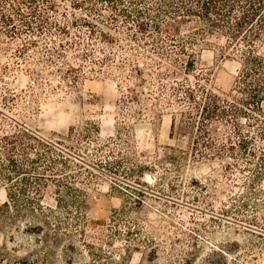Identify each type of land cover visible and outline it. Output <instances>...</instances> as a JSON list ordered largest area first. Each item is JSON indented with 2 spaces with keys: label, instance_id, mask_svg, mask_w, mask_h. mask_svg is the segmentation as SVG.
Here are the masks:
<instances>
[{
  "label": "rangeland",
  "instance_id": "374dc122",
  "mask_svg": "<svg viewBox=\"0 0 264 264\" xmlns=\"http://www.w3.org/2000/svg\"><path fill=\"white\" fill-rule=\"evenodd\" d=\"M41 1L0 0V138L54 145L0 141V264H264L258 164L228 150L230 123L213 145L199 129L206 91L239 74L227 37L188 47L186 68L180 44L98 0Z\"/></svg>",
  "mask_w": 264,
  "mask_h": 264
},
{
  "label": "trees",
  "instance_id": "16d2710c",
  "mask_svg": "<svg viewBox=\"0 0 264 264\" xmlns=\"http://www.w3.org/2000/svg\"><path fill=\"white\" fill-rule=\"evenodd\" d=\"M18 1L30 10V14L39 12L43 4L41 0ZM87 1L93 4L95 0ZM98 1L117 11L127 21L135 22L139 29L145 30L148 25V28L164 34L170 42L180 44L179 53L186 56L183 60L186 68H192L195 64V53L189 52L188 47L193 49L198 44L208 45L209 37H227L228 46L240 58L239 74L232 92L226 97L206 91L200 106L199 129L207 137V145H213L212 134L218 131L214 123H230L238 141L233 142V138L229 137L231 143L228 150L234 156L239 151L240 157L247 163L256 160L258 167L253 173L254 184L264 178V0H128L129 8L125 5L126 0ZM147 18L148 22L145 20ZM5 21L11 23L12 18L7 17ZM22 22L30 28L34 23L42 22V19L36 22L24 18ZM184 32H187L186 35ZM170 58L179 62L172 54ZM208 124L217 128L210 131ZM246 127H260L262 132L257 130L252 135L245 132ZM256 139L263 140V146L257 147ZM27 140H36L54 152L52 142L29 128L0 138L1 142L19 144V147H23ZM5 167L6 164L1 162L0 180L5 177ZM14 172L17 176L24 173L16 166ZM243 206L246 207L245 204Z\"/></svg>",
  "mask_w": 264,
  "mask_h": 264
}]
</instances>
